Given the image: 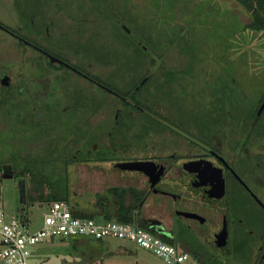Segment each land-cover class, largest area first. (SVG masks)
<instances>
[{
  "label": "rangeland",
  "instance_id": "rangeland-1",
  "mask_svg": "<svg viewBox=\"0 0 264 264\" xmlns=\"http://www.w3.org/2000/svg\"><path fill=\"white\" fill-rule=\"evenodd\" d=\"M21 11H24L23 17L18 15ZM25 16L31 23L21 19ZM249 20L248 13L235 0H0L2 26L26 36L98 80L116 82L122 91L136 85L126 69L129 59L135 55L133 40L124 39L122 25L133 31L134 39L156 43L153 47L157 54V68L153 73L156 84L154 79L143 87L136 101L185 131L199 134L206 142L217 146L225 158L237 162L241 155L248 169L242 166L244 170H239L247 173L256 170L249 165L250 157L255 153L264 156V113L252 125L264 99V37L247 28ZM122 45H125L124 52L116 55L114 48ZM150 59L143 64L145 70ZM2 72L10 77L11 83L10 92H0V157L5 161L16 158L17 154L28 157L38 150L40 141L36 144V138L33 143L26 139L39 138L40 134L47 140L64 133L77 135L80 142L89 141L86 145L89 149L94 143L91 127L105 129L112 121L115 107L121 105L113 97L98 93L102 106L90 117L88 88L94 87L65 70L51 67L42 55L18 44L0 29ZM121 72L124 75L121 76ZM42 77L50 79L52 88L45 106L32 102V92L37 89L34 80ZM66 77H69L67 82ZM162 82L165 85L160 88ZM20 87L24 93L18 97ZM81 91L86 97L84 104L75 102V92L81 96ZM68 105L70 112L64 113ZM32 106L37 107L36 112L43 109L45 118L29 125L28 118L34 116ZM128 125V136L118 134L121 139L114 142L112 150L127 149L130 158L170 152L166 150L174 138L159 130V124L146 117L145 122L129 120ZM98 147L104 149L101 155L107 157L106 142ZM5 165V169L10 167ZM57 172L63 178L61 167ZM10 173H13L11 168L1 172V176L6 177H2L0 202L8 217L26 214L34 229L40 226L47 203L34 202L26 207V186L30 188V182L26 177L23 181L7 178ZM67 176L71 192L87 195L77 200V204L94 210V215L99 213L95 205L100 195L117 188L105 179L102 171L87 165L78 167L77 171H67ZM76 177L83 181H74ZM243 180L251 184L244 173ZM93 192L97 197H92ZM238 194L229 206L233 215L231 222L237 223V219L242 218L245 221L242 228L253 229L251 218L262 212L243 192ZM258 194L262 200L257 198L264 203V197ZM20 195L24 204L20 202ZM132 212L135 215V211ZM240 233L241 237H236L242 243L247 235L243 229ZM188 240L194 244L189 250L203 264L196 249L202 240L191 235ZM98 243L108 246L110 253L102 254L100 246H95ZM120 248L125 252H118ZM84 251L86 253H82ZM91 255L95 264L101 261L102 264H168L149 250L116 238L81 243L70 238L48 241L31 251L28 264H84L90 262ZM251 258L252 252L247 263Z\"/></svg>",
  "mask_w": 264,
  "mask_h": 264
},
{
  "label": "flooded vegetation",
  "instance_id": "flooded-vegetation-1",
  "mask_svg": "<svg viewBox=\"0 0 264 264\" xmlns=\"http://www.w3.org/2000/svg\"><path fill=\"white\" fill-rule=\"evenodd\" d=\"M31 44L34 45L33 43ZM43 50L57 56L46 49ZM37 52L49 64L46 55L38 50ZM59 58L71 64L77 71L65 66L49 65L57 69H62L63 71L65 70L69 74L75 75L81 81L94 87L92 89L88 88L90 91V100L88 101L90 117L102 106L101 100L98 98V93L100 96L104 94L106 98L113 97L121 104L115 107L112 114V121L108 123L105 129L102 130L99 126L97 128H94V126L91 127L94 143L91 144L89 149L87 146L82 148L83 143L87 145L89 141L80 142L77 135L71 136L69 133L61 134L52 140H47L44 136L39 138L34 137L32 139L31 143L34 142L35 138L36 144L40 141V146H38L39 150L45 148V145H56L59 148L58 151L62 152L59 158L61 160V168L64 171L63 180L66 181V185L70 187L67 171H77L78 167L87 165L94 167L98 172L102 171L105 179L111 181L109 183L115 184L116 182L120 189H124L121 186V180L114 179L115 171H123L119 168L120 164L136 161L153 162L157 166V173L159 175L157 178V173H153L152 177L147 176V180L149 179V181L146 183V193L149 194V192L154 191L157 197L153 200L150 199V202H147L148 200L143 202L144 210L141 214L146 213L148 215L143 221L145 227L155 233V230L159 228L165 232L164 234L168 238L176 241L180 239L184 245L194 244L188 239L185 240V234L183 233L191 235L192 237L196 236L200 241L202 240L200 243L201 246H196L198 254L202 259H208L211 262L216 261L218 264H264V210L232 173L233 170L244 184L261 199L258 193L264 197V156L260 155V153L253 154L248 161L249 165L254 166L256 170H249V173L241 171L239 169L244 170L243 167L248 169L245 164V159L241 155L237 158V162H235L236 160L233 161L232 158H225L217 146L213 145V143L206 142L207 140L202 139L199 134L185 131L172 123L168 118H164L157 114L156 111L150 110L134 101L133 97L139 95L141 86L135 90L137 86L135 85L126 95L122 94L118 90L110 87L107 84L109 82L98 80L74 66L66 59ZM64 81H69V77H66ZM64 81L63 85L65 84ZM163 84L165 85V82L161 83L160 88L163 87ZM34 85L37 89L32 92V102L43 104L44 106L47 105L52 91L50 79L45 77L35 79ZM10 90L11 83L9 77V85L4 91ZM22 91L23 88L20 87L18 93H22ZM115 92L122 96H131V101L127 102L120 99L114 94ZM81 94L80 96L75 92V102L84 104L86 97L82 91ZM81 106L82 109H86L84 105ZM36 110H38L37 107L32 106V111L36 112ZM68 112H70V105L64 109V113ZM136 113H140L145 117L137 115ZM37 117L45 118L43 109L36 112L35 118ZM146 117L159 124L161 127L158 128L159 130L168 132V135L174 138L173 142L171 141L168 144L169 147L166 151H170L169 153L161 156L149 155L142 158H130L127 149L122 151L117 149L112 150L114 142L118 143L121 139L118 134L128 136L130 130L128 125L129 120H135L140 123L145 122ZM119 130H121V133ZM104 138H106V141H103ZM101 142H106L105 150L108 153L105 152L107 153V157L101 155L104 152V149L101 150L98 147L102 144ZM91 152H95V154L92 155ZM10 168L7 167L6 169ZM6 169L3 168L2 172ZM243 173L251 184L243 180ZM3 175L6 177L5 174H2V177ZM10 177H14L13 173H10L7 178ZM17 180L23 181L25 179L24 177H18ZM74 181L79 182L83 180L76 177ZM238 192L240 194L243 192V194L257 204L260 211L262 210L261 217L254 216L251 218V223L253 222L254 226L253 229L247 227L242 228V225L245 223L242 218H238L237 223L234 221L236 224L231 222L233 215L229 212V206L233 199L239 195ZM109 194L111 193L103 192L101 196L105 195L109 197ZM126 194L127 192L125 193L126 202L130 203V195ZM91 195L92 197H97V194L95 196L94 192ZM84 196L87 195L70 191L69 199L78 203L77 200L85 199ZM165 217L171 218L170 226L161 220V218L163 219ZM223 226H225L227 234L225 242L221 245L217 243V236ZM242 229L246 232L247 237L244 238L242 243H239L236 236L241 237L240 231ZM251 252L252 258L247 263Z\"/></svg>",
  "mask_w": 264,
  "mask_h": 264
},
{
  "label": "trees",
  "instance_id": "trees-1",
  "mask_svg": "<svg viewBox=\"0 0 264 264\" xmlns=\"http://www.w3.org/2000/svg\"><path fill=\"white\" fill-rule=\"evenodd\" d=\"M249 15V23L248 27L250 30L258 32L261 36L264 37V0H235ZM34 4V3H33ZM41 5V3H39ZM38 4V5H39ZM39 5V6H40ZM34 6V5H33ZM37 6V7H39ZM36 7V8H37ZM24 11H21L18 13V15H21ZM21 15V17H23ZM115 18H117L115 16ZM26 21L30 22L28 20V17L25 16L24 18ZM31 23V22H30ZM122 28V27H121ZM124 31L125 29L122 28ZM129 30V29H128ZM17 34L16 32H14ZM125 40L128 38H132L133 44L132 49L133 53L135 54L129 59L128 64L126 65V69H128V72L130 76L133 78V84H138L143 78H145V82L141 85L139 92L142 91V88L151 84V82L155 79L154 76V70H156V57L157 54L154 52L153 47L157 46L156 43L149 44L146 41L144 42V48L142 47L143 42L141 40H136L134 37H136L133 33V31L127 33L125 31ZM19 35V34H17ZM12 36V35H11ZM20 37H23L19 35ZM13 37V36H12ZM18 44L31 48L35 52L37 50L35 48L30 47L29 45L23 43L22 41L18 40L17 38L13 37ZM24 39L28 40L29 42L33 43L36 46H39L40 48H43L41 45L36 44V42L29 40L26 36L23 37ZM125 45H128L125 44ZM125 45H122L121 47L114 48L113 52L118 55L123 53L125 50ZM131 46V45H129ZM44 49V48H43ZM119 50V53L117 51ZM38 53V52H37ZM150 59L151 63L149 66L146 67V70L144 69V62L147 59ZM50 64V63H49ZM51 65V64H50ZM63 67V66H59ZM120 75H124L122 72ZM168 76V74L166 75ZM9 77V76H8ZM134 78L136 81H134ZM110 87H112L114 90H118L120 93L125 94L130 92L135 85L130 87L128 90H121L117 87L116 82H109L107 83ZM156 84V79H155ZM1 88V87H0ZM1 93L7 94L10 91H4V89L1 88ZM24 93V89L22 93H18V97L22 96ZM136 93V92H135ZM137 97V96H136ZM136 97H133V100L136 101ZM137 102V101H136ZM140 103V102H137ZM17 109L21 110V107H17ZM34 113L33 119L28 118V123L30 124H36L39 122H42L44 119L42 118H35L36 112L32 111ZM264 113V109L261 111L257 121L261 118L262 114ZM19 114V113H18ZM256 114V113H255ZM256 124V122L254 123ZM253 124V125H254ZM36 137V136H34ZM34 137H28L26 140H32ZM41 137V134L40 136ZM86 146V143L82 145V148ZM58 147L56 145L53 146H47L46 148H43L42 150H35L34 153L29 155L27 157L26 154H17V157L15 158L12 154L9 155L12 158L11 160L5 161L2 160V157H0V193H1V182L3 180L1 176L2 169L6 166L5 164L9 165L12 169L13 176L15 178L18 177H26L28 178V181L30 182V188L26 187V207L30 206V204L34 202H44L47 203L46 206H48L52 201L56 200H65L67 201L75 216L82 217V218H96V215H94V210L90 209L89 207H84L77 202L75 204H71L70 201V188L66 185V181L63 180L62 177H59L58 172L56 171L61 167L60 158L62 155V152L58 151ZM52 170V171H49ZM58 177H56L57 175ZM60 174V173H59ZM13 178V177H12ZM106 192H109V197L107 196H101L98 201L96 202L95 209L101 210V215L103 217L104 221L109 220H115L118 222L123 223H130L136 227H140L146 230H149L147 227H145L144 224L141 222L138 223L136 219L134 218L135 215L132 211L136 208V204L134 203H127L125 199V190L120 188H110ZM137 200V198H136ZM23 206V205H21ZM262 211V210H261ZM23 215V214H22ZM24 217L26 216L23 215ZM153 233L152 230H149ZM79 238H86L89 240H95L90 237H70L71 240H77ZM161 238L168 242L169 244H174L168 237L161 236ZM194 253H196L194 249H192ZM193 254V253H192ZM194 255V254H193ZM203 264H218L216 261H210L208 259H203Z\"/></svg>",
  "mask_w": 264,
  "mask_h": 264
},
{
  "label": "built area",
  "instance_id": "built-area-1",
  "mask_svg": "<svg viewBox=\"0 0 264 264\" xmlns=\"http://www.w3.org/2000/svg\"><path fill=\"white\" fill-rule=\"evenodd\" d=\"M31 222L20 213L16 217H8L0 202V264H28L34 248L48 241L70 237L127 240L168 264H201L191 252L169 244L155 232L130 223L75 216L65 200L52 201L47 206L39 227L33 229Z\"/></svg>",
  "mask_w": 264,
  "mask_h": 264
},
{
  "label": "water",
  "instance_id": "water-1",
  "mask_svg": "<svg viewBox=\"0 0 264 264\" xmlns=\"http://www.w3.org/2000/svg\"><path fill=\"white\" fill-rule=\"evenodd\" d=\"M122 28L125 29V31L127 33H129V30L125 27V25H122ZM0 29H2L3 31L7 32L8 34L12 35L13 37L17 38L18 40L22 41L23 43L32 46L33 48H35L36 50L40 51L41 53H43L44 55H46L48 62L51 65L54 66H65L71 70L77 71L71 64L65 62L64 60L60 59L59 57L52 55L48 52H46L45 50L39 48L36 45H32L31 42H29L28 40L24 39L23 37H20L19 35L15 34L14 32L10 31L9 29L5 28L4 26H2L0 24ZM142 47L144 48V45H142ZM145 78H143L135 87V90H137L144 82H145ZM0 83H1V87L6 89L9 85V77L5 72H2V74L0 75ZM117 97H119L120 99L130 102L131 101V96H122L118 93H114ZM264 109V99L261 102V104L259 105L254 120L252 121V124H254L256 122V120L258 119L261 111ZM119 168L121 170H128V171H138L141 172L145 175H147L148 177H152L153 173H157V166L153 163V162H149V161H136V162H127V163H122L120 164ZM161 170V169H160ZM162 171V170H161ZM233 175L238 179V181L242 184V186L252 194V196L254 197V199L257 201V203L261 206V208L264 210V204L257 198V196L248 188L247 185L244 184V182L235 174V172L232 170ZM159 173L156 174V178L158 177ZM155 182V181H153ZM221 192V191H220ZM223 194V193H222ZM23 199L21 198L20 195V202L21 204H24V201H22ZM154 224V223H153ZM156 225V224H154ZM159 226V225H156ZM156 233L158 235H165L164 231H162L161 229L157 228ZM226 228L225 226H223L221 232L218 234L217 236V243L218 244H223L225 242V238H226ZM58 240V239H57ZM263 242H264V238H263Z\"/></svg>",
  "mask_w": 264,
  "mask_h": 264
},
{
  "label": "crops",
  "instance_id": "crops-1",
  "mask_svg": "<svg viewBox=\"0 0 264 264\" xmlns=\"http://www.w3.org/2000/svg\"><path fill=\"white\" fill-rule=\"evenodd\" d=\"M114 179H117V180H121V186L125 189V193L127 192V194L130 195V203H135L136 204V208L134 209L135 211V219L136 221H138L139 223L141 222L143 224V221L145 220V218L148 216L146 213L144 214H141L142 211L144 210V206H143V202L148 200L147 202H150V199H155L157 197V194H155V192H149L146 193V183L147 181H149V179L147 180V175L141 173V172H138V171H128V170H123V171H119L116 173H114ZM117 188L118 187V183L115 182L114 184ZM123 189V190H124ZM126 194V195H127ZM137 198V200H136ZM145 198V200H144ZM97 210L99 211V213H101L102 211L99 210L97 208ZM96 214V218L95 219H98V220H103V217L101 214ZM161 220L163 222H165V224H167L168 226L171 225V218L170 217H165V218H161ZM40 225V224H39ZM39 227V226H38ZM37 228V227H35ZM185 234V240L188 239V236L186 233H183ZM162 236V235H161ZM163 236H166V235H163ZM168 237V236H166ZM178 248L180 249H183V250H186V251H189L191 252L189 249L190 246L192 245H184L182 243V241L179 239V240H173L171 238H169ZM89 239H86V238H79L77 240H72L73 242H78V243H81V242H87ZM92 241H100V240H92ZM96 247H99L101 248V253L102 254H105V253H110V249L108 246H105V245H99L96 244L95 245ZM89 250V249H88ZM112 251V250H111ZM112 252H115V251H112ZM117 252V251H116ZM118 252H125V249L123 248H120ZM81 253V252H80ZM82 253H86V251L82 252ZM81 253V254H82ZM100 253V254H101ZM107 253V254H108ZM192 253V252H191ZM83 256V254H82ZM93 255L89 256L90 258V262L89 263H84V264H95V261L92 259ZM92 259V260H91ZM96 260V258H95ZM101 261V260H100ZM100 264H102V261L100 262Z\"/></svg>",
  "mask_w": 264,
  "mask_h": 264
}]
</instances>
